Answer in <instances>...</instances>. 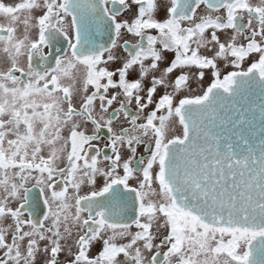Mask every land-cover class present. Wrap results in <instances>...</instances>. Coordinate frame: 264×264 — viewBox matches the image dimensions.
I'll return each mask as SVG.
<instances>
[{"label": "snow or ice", "instance_id": "1", "mask_svg": "<svg viewBox=\"0 0 264 264\" xmlns=\"http://www.w3.org/2000/svg\"><path fill=\"white\" fill-rule=\"evenodd\" d=\"M0 54V264H264V0H0Z\"/></svg>", "mask_w": 264, "mask_h": 264}, {"label": "flooded vegetation", "instance_id": "2", "mask_svg": "<svg viewBox=\"0 0 264 264\" xmlns=\"http://www.w3.org/2000/svg\"><path fill=\"white\" fill-rule=\"evenodd\" d=\"M253 2L255 3V0H253ZM163 13H161V15H162ZM3 67H6L7 65H2ZM247 65H245V67H246ZM207 82H208V79H207V77L205 78V85L207 84ZM115 106V105H114ZM177 134H179V133H177ZM104 135H106V133H104ZM171 136H169V138H170ZM142 150V149H141ZM31 186V185H30ZM39 193V188H35V189H33V194L34 195H37ZM96 247H99V245H97ZM95 248L93 249V252H95ZM61 259H63V256L61 257Z\"/></svg>", "mask_w": 264, "mask_h": 264}, {"label": "rangeland", "instance_id": "3", "mask_svg": "<svg viewBox=\"0 0 264 264\" xmlns=\"http://www.w3.org/2000/svg\"><path fill=\"white\" fill-rule=\"evenodd\" d=\"M0 55H2V54H0ZM3 64H4V65H7L6 61H5ZM0 66H2V65H0ZM177 133H179V128H178V126L173 125V126L171 127V129H170L169 136H171V135H173V134H177Z\"/></svg>", "mask_w": 264, "mask_h": 264}]
</instances>
